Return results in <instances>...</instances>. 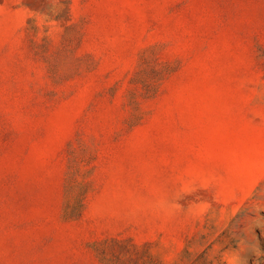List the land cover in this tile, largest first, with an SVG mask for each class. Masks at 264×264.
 <instances>
[{
  "label": "rangeland",
  "instance_id": "obj_1",
  "mask_svg": "<svg viewBox=\"0 0 264 264\" xmlns=\"http://www.w3.org/2000/svg\"><path fill=\"white\" fill-rule=\"evenodd\" d=\"M0 264H264V0H0Z\"/></svg>",
  "mask_w": 264,
  "mask_h": 264
}]
</instances>
